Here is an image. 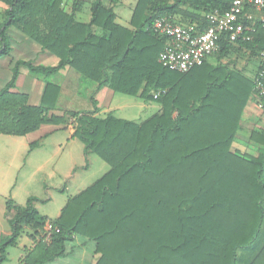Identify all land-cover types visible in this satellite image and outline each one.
<instances>
[{"label": "trees", "instance_id": "obj_1", "mask_svg": "<svg viewBox=\"0 0 264 264\" xmlns=\"http://www.w3.org/2000/svg\"><path fill=\"white\" fill-rule=\"evenodd\" d=\"M66 1L72 2L69 13ZM135 1L125 27L101 0L91 3L86 24L74 18L82 0H0L6 6L0 57L9 55L7 30L15 28L58 60L55 67L13 64L0 90V134L23 137L45 124L71 123L84 153L109 168L69 198L55 220L38 214L35 198L24 206L8 200L6 218L13 215L10 235L0 239V264L23 234L34 246L18 264L62 258L75 237L94 244L95 264H264V149L250 156L231 148L253 97L252 80L229 64L210 67L207 59L188 73L169 71L158 63L166 39L150 29L154 19L167 17L202 31L209 25L206 14L227 10L231 0ZM254 27L248 42L223 36L217 59L245 50L257 61L256 74L264 25L254 20ZM21 66L37 78L69 67L99 88L159 103L162 110L139 123L98 118L92 100L89 112L58 116L52 113L57 84L45 81L37 106L15 90ZM250 140L264 146V131ZM46 223L53 227L48 241L42 237Z\"/></svg>", "mask_w": 264, "mask_h": 264}, {"label": "crops", "instance_id": "obj_2", "mask_svg": "<svg viewBox=\"0 0 264 264\" xmlns=\"http://www.w3.org/2000/svg\"><path fill=\"white\" fill-rule=\"evenodd\" d=\"M83 2L84 1H82L80 7L74 13V18L76 21L86 24L90 20L91 4L89 5L88 14L85 13L84 15H82L83 8L86 5ZM5 9L6 6L0 3V10ZM263 9L257 11L248 6L246 7V12L250 13L253 16V21L256 20L264 25ZM65 10L68 13L71 12V9H69V7L68 9L65 8ZM3 13L4 12H2V14L0 15V22L4 19ZM77 15H79V17L84 20H78L76 18ZM117 23L120 24V22L118 21ZM127 26L128 25H126L125 23V27ZM96 31L97 30H95V32ZM7 35L9 38L11 51L8 56L0 57V90L9 82L13 64L18 60L31 61L35 65H42L46 67H55L57 65V58L45 51H42L39 45L28 39L25 35H23L15 28H9L7 30ZM244 54H246L249 59L243 64L241 68L236 67L235 64H233V61H229L236 55L243 56ZM249 61H251V58L249 57L248 52L245 50H239L238 52L234 51L230 53L228 57H225L221 60L217 59L216 53L207 59V63L210 67H216L219 63H221L222 65H224L225 62L232 63V66L227 63L229 64L230 69L237 71L247 79L252 80L255 71L257 70V63L255 62L256 64H254L253 68L249 69ZM30 76L31 74L25 67H19V75L16 81L15 90L27 94L29 98V104L37 106L40 103L45 81L57 84L60 87V92L55 105V109L52 111V113L58 116L68 112H89L93 109L92 100L95 102V107L97 108V112L94 114V116L98 118H104L107 115H112L118 119L133 121L127 118H121L117 113L129 111L127 115L130 116L134 111V114L137 117L138 115L143 116L151 112L154 113L150 116L152 117L155 114H160L162 110V107L159 103L144 101L140 97L123 95L131 98L129 99L130 101L116 99V95L122 94L113 93L106 86L99 88L96 83L90 82L87 79L81 77L80 74L69 67H65L64 69L53 75L54 77L59 78V80H55L56 82L47 80V78L43 77L37 80L33 79L32 82L27 86V89L32 93V95L36 96L35 102H33L31 99V95L22 90L26 87V84L24 83L25 79L27 77L31 78ZM30 81L31 80L29 79V82ZM84 85L85 87L83 88L82 86ZM82 89H84L85 91L83 95L84 98H81L79 95V92L81 93ZM60 101L64 102L63 106L60 104ZM81 101L84 103V108H77L72 106L73 104H79ZM150 117H148L147 119H149ZM239 125L240 129L236 133L234 141L232 143V151H236L240 154L257 156L258 150L264 148V146L251 141L250 136L253 132L258 133L264 131V113L256 109L255 100L252 95L243 110ZM73 133L74 130L72 124L67 123L64 125L45 124L42 125L37 131L23 137L0 134V199L2 198L3 200H5V203L9 200L14 204H18L20 203L19 201H21L20 199H24V202H27L28 198L35 197L33 195L36 194L32 192L34 190L32 189V181L34 175L39 170L43 169V167H45L47 163L51 164V166L57 163L59 164L60 169H66L65 174H59V184L55 185L57 187H59V185H61V183L69 176H72L75 170L83 169V161L86 157V154L84 153V145L78 139L72 137ZM78 142L81 143L83 147H80ZM35 144L36 146L31 148V146ZM78 194L72 195L67 199L65 198V201L67 202L69 198L74 197ZM6 197H9V199H6ZM65 204H62L63 206L59 204V208L56 210V213L54 214V216H52V218H50L51 216L49 217L45 214H41L40 212H38V214L41 217L47 218L49 220H55L59 217L61 210L65 206ZM12 215L13 214H9L8 219H10ZM8 219L6 218L4 204L3 219L0 220V239L10 235ZM3 222L7 225L6 229H2ZM86 242L87 240L84 238L75 237L74 241L66 244V255L64 257L57 258L54 261L46 264H95L98 255L94 254V245H85L87 244ZM33 246V241L27 236V234H23L22 237L18 240L17 246H15L18 247L21 252L16 264H18L19 259L24 255L25 249H31ZM70 246L73 247V252L68 250L70 249ZM86 246L89 247L88 255L87 253H85L86 251H84ZM69 252H71V254Z\"/></svg>", "mask_w": 264, "mask_h": 264}, {"label": "built area", "instance_id": "obj_3", "mask_svg": "<svg viewBox=\"0 0 264 264\" xmlns=\"http://www.w3.org/2000/svg\"><path fill=\"white\" fill-rule=\"evenodd\" d=\"M248 6L260 11L264 8V0H231L227 10L206 14L209 25L202 31L197 30L196 26L175 24L167 17L154 19L150 29L166 39L158 63L169 71L188 73L219 50L223 36L231 43L250 41L255 27L253 16L246 12ZM258 68L252 79L253 98L256 109L264 113V50L258 54ZM159 95L160 92H157L154 99ZM52 229L51 223L45 224L44 240H49Z\"/></svg>", "mask_w": 264, "mask_h": 264}, {"label": "rangeland", "instance_id": "obj_4", "mask_svg": "<svg viewBox=\"0 0 264 264\" xmlns=\"http://www.w3.org/2000/svg\"><path fill=\"white\" fill-rule=\"evenodd\" d=\"M84 1L83 3H85L86 5L83 8V12L82 15H84L85 13L88 14L89 12V5L94 1V0H82ZM71 1H67L65 4V8L71 9ZM102 3L104 4V6H108L111 5L110 0H102ZM136 1L135 0H116V2L114 4H112L114 8V11L117 15V21L120 22L121 25L125 26L126 25L129 26L128 21L132 12L133 7L135 6ZM5 10H0V15L2 14V12H4ZM78 20H84L81 19V17H79V15H77L76 17ZM1 19V16H0ZM97 34H100V31L97 30L96 31ZM249 58L247 57L246 54H244L243 56H234L231 58V60L229 61H233L236 67L241 68L243 66V64L248 60ZM257 61L253 58H251V61H249L248 63V68L251 69L253 68L254 64H256ZM229 62H225V64H227ZM230 66H232V63H229ZM248 69V70H249ZM31 78L27 77L25 79V84L26 87L22 90H24L26 93L31 95V99L33 102H35L36 96L32 95V93L27 89L28 84L32 82L33 79H39L33 75L30 76ZM29 79L31 80L29 82ZM41 80V79H40ZM47 80L56 82L55 80H59V78L52 76L47 77ZM89 83V82H88ZM83 88L85 87L82 86ZM84 89L81 90V93L79 92L80 97L82 98L84 95ZM39 98V97H38ZM84 98V97H83ZM116 99H123L125 101H130L129 97L123 96V95H116ZM83 101V100H82ZM80 102L79 104H73L72 106L77 107V108H84V103ZM69 102V101H68ZM60 104L63 106L64 102L60 101ZM68 104V103H67ZM127 113H129V111H125L122 113H117L118 116H120L121 118H127L129 120H133L135 122H139V121H143L145 119H147L148 117H150L152 114L154 113H147L143 116L138 115L136 117V115L134 114V111L131 113L130 116L127 115ZM79 143V142H78ZM80 147H83L81 143H79ZM264 148H261L258 150V153L263 150ZM257 153V155H258ZM252 154V153H249ZM63 158V155H62ZM52 163V162H51ZM52 167V168H51ZM53 169V170H52ZM108 170V166L106 164H104L97 156L93 155V154H88L86 155L84 161H83V169H79V170H75L72 174V176H69L67 179H65L61 185H59V187L55 186L57 184H59V174H65L66 169H60L59 164H55L52 165L51 164H46L45 167H43V169L39 170L38 172H36V174L34 175L33 181H32V189H34L32 192H34L33 195L35 197L36 201L33 202V206L35 208V210L37 212H40L41 214H45L47 216H51L50 218H52V216H54V214L56 213V210L59 208V204H65V198L67 199L68 197L78 194L79 192H81L82 190H84L86 187L90 186L91 184H93L99 177H101L106 171ZM72 173V172H71ZM74 175V176H73ZM57 187V188H56ZM6 199H9V197H6ZM29 199V198H28ZM21 201H19L20 203H16L18 206H24L26 202H24V199H20ZM65 201V203H64ZM4 204H5V200H3L2 198L0 199V220L3 219V209H4ZM62 205V206H63ZM2 229H6L7 225L6 223H2ZM1 228V227H0ZM87 244L85 245H94L92 242H86ZM73 247L70 246V249H68L69 251H72ZM84 251H86L85 253L89 252V247L86 246ZM71 252H69L71 254ZM92 253V251H91ZM21 252L20 249L18 247H9L7 249V256L6 259L4 260V262L2 264H16L18 257L20 256ZM90 257V255H89Z\"/></svg>", "mask_w": 264, "mask_h": 264}]
</instances>
